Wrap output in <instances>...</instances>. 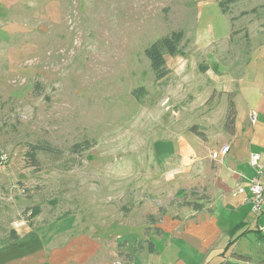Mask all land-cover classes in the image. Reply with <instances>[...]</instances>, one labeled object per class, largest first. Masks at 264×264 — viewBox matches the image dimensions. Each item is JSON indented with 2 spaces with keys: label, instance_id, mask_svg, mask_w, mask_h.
I'll list each match as a JSON object with an SVG mask.
<instances>
[{
  "label": "rangeland",
  "instance_id": "374dc122",
  "mask_svg": "<svg viewBox=\"0 0 264 264\" xmlns=\"http://www.w3.org/2000/svg\"><path fill=\"white\" fill-rule=\"evenodd\" d=\"M20 9L28 37L0 29L3 226L61 216L74 209V193H146L156 139L194 131L205 141V128L221 122L225 79L211 82L201 66L213 51L244 50L246 31L251 49L264 41V0H242L229 15L219 0H23ZM174 31L185 34L189 62L170 61L157 81L145 51ZM233 56L216 57L234 71ZM196 96L216 104L212 118L189 110ZM45 144L55 153L37 151L34 162L28 153Z\"/></svg>",
  "mask_w": 264,
  "mask_h": 264
},
{
  "label": "crops",
  "instance_id": "0c3cea01",
  "mask_svg": "<svg viewBox=\"0 0 264 264\" xmlns=\"http://www.w3.org/2000/svg\"><path fill=\"white\" fill-rule=\"evenodd\" d=\"M21 2L0 0V29L11 30L16 38L32 31ZM246 33L244 50L232 45L213 51L212 61L203 65L205 74L214 75L211 82L225 79L219 82L224 86L221 122L205 128L207 140L194 131H169L168 137L156 139L146 193H104V199L98 193H74V209L61 216L0 225V264H251L255 255L260 264L264 211L257 217L247 195L233 196L239 183L247 186L254 178L252 156L264 157V41L255 51ZM193 50L191 45L189 52ZM228 53H238L231 60L234 71L217 60ZM173 60L177 65L189 62L182 53L166 56L169 71ZM228 94L237 110L234 135L225 128ZM200 98L195 100L201 104L191 99L189 110L200 109L212 118L216 104ZM225 146L228 153L214 160L213 154Z\"/></svg>",
  "mask_w": 264,
  "mask_h": 264
},
{
  "label": "trees",
  "instance_id": "16d2710c",
  "mask_svg": "<svg viewBox=\"0 0 264 264\" xmlns=\"http://www.w3.org/2000/svg\"><path fill=\"white\" fill-rule=\"evenodd\" d=\"M242 0H219V8L223 15H229L230 7L241 2ZM257 9L253 10V13H256ZM246 13L243 15L245 16ZM235 21V19H231V22ZM248 41V35L246 36ZM185 39V34L183 31H174L171 34L164 36L157 40L149 49L145 51V55L147 59L151 62V67L153 72L155 73V77L157 81H162L168 77L170 74L169 69L167 68L166 56L175 57L181 54V47L183 41ZM202 71L206 68L201 66ZM205 72V71H204ZM145 90L143 88L136 90L134 95L139 97V94H143ZM233 97V96H232ZM237 118V110L234 103V99L230 98L228 113L225 123V128L230 135L235 134V123ZM195 130V129H193ZM199 136H203L198 134ZM81 145L74 146L73 151L78 153V149ZM37 151H44L48 153H55V149H53L49 144H45L43 146H33L32 151L28 153V156L34 161L37 162ZM197 209H200V205H196ZM152 218V217H151ZM153 249V244L150 245V251ZM244 258V257H243ZM243 260H247L244 258ZM130 262V260H127ZM232 264V263H231ZM264 264V260L260 263Z\"/></svg>",
  "mask_w": 264,
  "mask_h": 264
},
{
  "label": "built area",
  "instance_id": "2783aa9c",
  "mask_svg": "<svg viewBox=\"0 0 264 264\" xmlns=\"http://www.w3.org/2000/svg\"><path fill=\"white\" fill-rule=\"evenodd\" d=\"M255 115H252V119H254ZM228 151L229 147H223L219 154H213V159L218 160L219 158H223ZM250 165L255 172L254 178L249 181L247 186L239 183L233 191V196L247 195L246 201L251 204L253 213L258 217L264 211V157L260 154H254ZM5 166L6 158L0 155V167ZM223 264H231V262L226 260Z\"/></svg>",
  "mask_w": 264,
  "mask_h": 264
}]
</instances>
